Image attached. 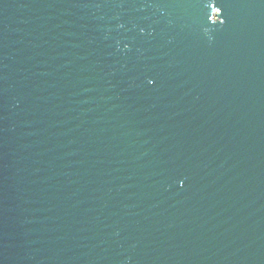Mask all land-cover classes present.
Masks as SVG:
<instances>
[{"label":"water","instance_id":"water-1","mask_svg":"<svg viewBox=\"0 0 264 264\" xmlns=\"http://www.w3.org/2000/svg\"><path fill=\"white\" fill-rule=\"evenodd\" d=\"M0 264H264V0H0Z\"/></svg>","mask_w":264,"mask_h":264}]
</instances>
